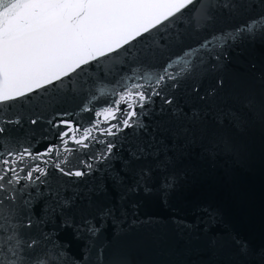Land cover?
Masks as SVG:
<instances>
[{"label": "snow or ice", "instance_id": "1", "mask_svg": "<svg viewBox=\"0 0 264 264\" xmlns=\"http://www.w3.org/2000/svg\"><path fill=\"white\" fill-rule=\"evenodd\" d=\"M240 3L218 0L215 7L234 9ZM189 6L199 11L197 0H0V264H108L103 247L88 244L77 258L70 256V244L59 239L65 230L75 239H95L114 215L112 205L96 216L82 215L76 209L79 193L68 184L93 175L100 165L121 201L150 193L157 178L162 191L173 188L175 177L167 173L166 160L170 146L141 117L159 98L166 106L161 114L199 121L203 113L194 106L185 112L175 90L185 81L199 80L190 89L193 101L208 103L224 84L216 79L203 85L207 70H215L221 59L215 50L241 37L264 38V14L183 48L158 71L133 72L118 81L111 98L102 90L106 106L81 108L91 113L86 123L67 111L46 116L51 102L42 90L159 30ZM168 87L174 91L166 92ZM229 117L236 120L223 113L216 120ZM39 125L47 128L37 137ZM48 129L54 130V140ZM126 130L138 139L125 146L115 138ZM182 131L187 135L191 129ZM43 141L45 147L37 150ZM53 180L59 183L53 186ZM69 191L72 195H66ZM231 239L241 256L251 254L246 241Z\"/></svg>", "mask_w": 264, "mask_h": 264}, {"label": "water", "instance_id": "2", "mask_svg": "<svg viewBox=\"0 0 264 264\" xmlns=\"http://www.w3.org/2000/svg\"><path fill=\"white\" fill-rule=\"evenodd\" d=\"M217 3L197 0L199 11L189 6L159 30L42 90L51 102L44 114L67 111L86 123L92 116L81 108L104 105L102 90L111 98L118 81L133 72L158 71L183 48L264 14V6H257L264 0H241L234 9L217 8ZM214 54L221 59L215 70H207L203 85L207 88L216 79L224 84L208 103L193 101L190 89L199 80L185 81L175 90L177 103L185 112L194 106L203 113L199 121H192L190 115L173 118L170 112L161 114L160 109L166 106L159 98L141 117L150 131L158 128L170 146L167 173L175 177L170 191H162L157 178L150 193L121 201L103 165L82 181H68L79 193L76 209L82 215L96 216L109 205L116 209L95 239H75L71 230L60 234L59 239L70 244V256L79 258L88 250L86 245L93 244L105 249L108 264H264V38L241 37ZM165 91L174 90L168 87ZM221 113L236 120L229 117L218 122ZM46 128L37 126L36 136ZM188 128L191 131L184 135L182 130ZM53 132L48 129L49 140H54ZM115 139L126 146L138 138L133 130H126ZM46 143L41 142L37 150ZM65 179L60 177V181ZM52 183L55 186L59 181ZM232 236L248 243L249 256L239 254Z\"/></svg>", "mask_w": 264, "mask_h": 264}]
</instances>
